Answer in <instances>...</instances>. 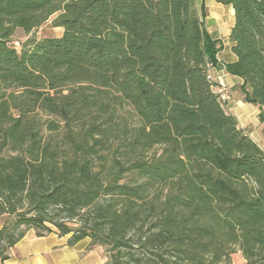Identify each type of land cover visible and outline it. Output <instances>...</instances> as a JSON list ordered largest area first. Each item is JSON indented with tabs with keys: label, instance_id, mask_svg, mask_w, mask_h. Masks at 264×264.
Wrapping results in <instances>:
<instances>
[{
	"label": "trees",
	"instance_id": "obj_1",
	"mask_svg": "<svg viewBox=\"0 0 264 264\" xmlns=\"http://www.w3.org/2000/svg\"><path fill=\"white\" fill-rule=\"evenodd\" d=\"M232 6L244 100L264 108V0ZM197 0H0V261L29 230L107 264H264V146L210 73ZM52 19L59 36L27 34ZM264 123V111L260 113Z\"/></svg>",
	"mask_w": 264,
	"mask_h": 264
},
{
	"label": "crops",
	"instance_id": "obj_2",
	"mask_svg": "<svg viewBox=\"0 0 264 264\" xmlns=\"http://www.w3.org/2000/svg\"><path fill=\"white\" fill-rule=\"evenodd\" d=\"M232 17L229 29L226 32L224 49L218 54L219 63L211 68L210 73L219 83V89L225 94L226 109L237 117L239 126L262 147L264 146V123L260 119V113L264 111L259 105L244 100V94L240 89L243 79L230 74L226 70V64L237 60V56L231 51L229 33L234 25L235 12L232 6ZM215 38L220 35L213 34ZM222 53L224 56H222ZM1 226V225H0ZM69 235L61 236L52 232L43 237H38L34 230H29L9 252V258L0 261V264H107V258L102 254L98 259L91 254L94 250L88 249L90 239L85 238L73 246L68 244ZM238 254H242L238 251ZM245 264V259L243 261Z\"/></svg>",
	"mask_w": 264,
	"mask_h": 264
},
{
	"label": "rangeland",
	"instance_id": "obj_3",
	"mask_svg": "<svg viewBox=\"0 0 264 264\" xmlns=\"http://www.w3.org/2000/svg\"><path fill=\"white\" fill-rule=\"evenodd\" d=\"M198 6H204L206 11V24L209 31L213 34L220 35L222 38V50L224 49V41H226V32L231 24L232 12L229 6H226L217 0H197ZM63 27H54L52 25V19L46 21L41 27L33 30L31 33L27 34L23 29L18 28L13 35V42L17 47H20L21 42L26 41L30 36H36L37 38H42L46 36H59L63 32ZM220 39V38H219ZM226 54V53H225ZM224 54V55H225ZM222 53V56H224ZM4 221V218H0V223ZM89 247V246H88ZM90 250V249H89ZM97 259L102 258V254L107 258L106 252L103 247L96 246L91 252ZM244 257L242 254H238V251L232 256L231 264H243Z\"/></svg>",
	"mask_w": 264,
	"mask_h": 264
},
{
	"label": "built area",
	"instance_id": "obj_4",
	"mask_svg": "<svg viewBox=\"0 0 264 264\" xmlns=\"http://www.w3.org/2000/svg\"><path fill=\"white\" fill-rule=\"evenodd\" d=\"M222 99H223V100H225V99H226V97H225V94H223V95H222Z\"/></svg>",
	"mask_w": 264,
	"mask_h": 264
}]
</instances>
